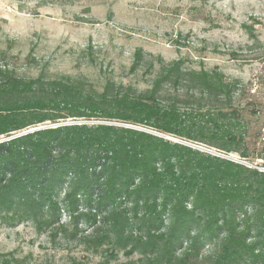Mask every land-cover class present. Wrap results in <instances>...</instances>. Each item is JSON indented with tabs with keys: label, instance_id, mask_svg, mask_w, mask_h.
I'll list each match as a JSON object with an SVG mask.
<instances>
[{
	"label": "trees",
	"instance_id": "obj_1",
	"mask_svg": "<svg viewBox=\"0 0 264 264\" xmlns=\"http://www.w3.org/2000/svg\"><path fill=\"white\" fill-rule=\"evenodd\" d=\"M3 57L2 222L32 221L56 236L69 229L60 221L65 210L75 235L81 220L93 227L84 239L104 253L97 264H112L119 252L130 259L117 264H264V171L229 156L250 155L233 104L237 80L175 61L162 63L145 92L110 85L99 92L69 76L24 80ZM167 84L177 92L160 98ZM68 119L74 122L26 132ZM0 264L34 263L0 252Z\"/></svg>",
	"mask_w": 264,
	"mask_h": 264
},
{
	"label": "rangeland",
	"instance_id": "obj_2",
	"mask_svg": "<svg viewBox=\"0 0 264 264\" xmlns=\"http://www.w3.org/2000/svg\"><path fill=\"white\" fill-rule=\"evenodd\" d=\"M0 52L24 80L47 83L69 76L99 92L107 85L145 92L162 63L182 61L184 68L220 72L238 82L233 104L246 123L250 154L229 156L264 171V0H0ZM175 92L167 84L160 98ZM178 92L188 97L186 88ZM71 122L45 121L30 130ZM137 128L221 154L202 143ZM69 220L61 211L60 221L69 229L54 236L51 230L39 232L32 221L9 225L0 219V252L29 256L34 264L103 260L104 253L84 239L91 224L81 220L75 235ZM129 259L119 252L112 264Z\"/></svg>",
	"mask_w": 264,
	"mask_h": 264
},
{
	"label": "water",
	"instance_id": "obj_3",
	"mask_svg": "<svg viewBox=\"0 0 264 264\" xmlns=\"http://www.w3.org/2000/svg\"><path fill=\"white\" fill-rule=\"evenodd\" d=\"M132 127L137 128V127H135V126H132ZM41 128H43V127H40V128H34V129H32V130H30V131H28V132L35 131V130H38V129H41ZM3 140H5V139H2V140H0V141H3Z\"/></svg>",
	"mask_w": 264,
	"mask_h": 264
}]
</instances>
